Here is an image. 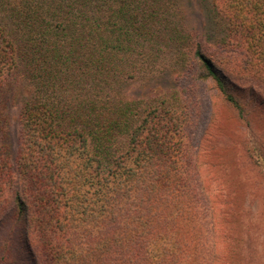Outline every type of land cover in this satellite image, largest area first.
Here are the masks:
<instances>
[{
  "label": "trees",
  "instance_id": "16d2710c",
  "mask_svg": "<svg viewBox=\"0 0 264 264\" xmlns=\"http://www.w3.org/2000/svg\"><path fill=\"white\" fill-rule=\"evenodd\" d=\"M207 2L221 43L241 51L237 73L264 74V0ZM183 3L191 6L0 0V232H14L1 263L19 233L36 264L196 263L182 260L193 243L178 236L201 190L175 140L200 84L239 105L181 16ZM167 76L172 90L131 96ZM19 80L29 88L14 139Z\"/></svg>",
  "mask_w": 264,
  "mask_h": 264
},
{
  "label": "rangeland",
  "instance_id": "374dc122",
  "mask_svg": "<svg viewBox=\"0 0 264 264\" xmlns=\"http://www.w3.org/2000/svg\"><path fill=\"white\" fill-rule=\"evenodd\" d=\"M180 13L222 71L239 105L225 103L206 84H200L189 98L195 110L191 108L185 130L175 142L181 141L183 155L192 161L188 171L195 175L190 181L201 194L186 212L190 225L178 236L193 243L182 260L195 257L196 263L183 264H264V74L237 73L241 51L221 43L219 19L207 0H191L190 7L183 3ZM173 83L167 76L146 87H133L131 96H157L154 92L172 90ZM28 88L19 80L11 102L14 139L20 101ZM8 231L14 233L10 225L0 232V246L8 240ZM14 237L17 251L6 254L8 263L0 264H36L30 260L25 237L20 233Z\"/></svg>",
  "mask_w": 264,
  "mask_h": 264
}]
</instances>
